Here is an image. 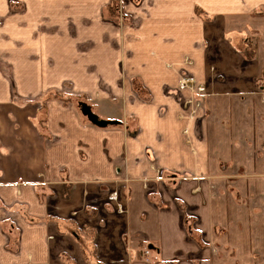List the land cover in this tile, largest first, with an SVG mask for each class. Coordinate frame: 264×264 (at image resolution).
Masks as SVG:
<instances>
[{
    "label": "crops",
    "instance_id": "obj_1",
    "mask_svg": "<svg viewBox=\"0 0 264 264\" xmlns=\"http://www.w3.org/2000/svg\"><path fill=\"white\" fill-rule=\"evenodd\" d=\"M109 1L0 0V264H257L264 0H141L120 31ZM58 15L76 23L42 40ZM47 80H139L149 98L115 89L123 125L95 126L44 114Z\"/></svg>",
    "mask_w": 264,
    "mask_h": 264
},
{
    "label": "rangeland",
    "instance_id": "obj_2",
    "mask_svg": "<svg viewBox=\"0 0 264 264\" xmlns=\"http://www.w3.org/2000/svg\"><path fill=\"white\" fill-rule=\"evenodd\" d=\"M18 3V2H17ZM21 3V2H20ZM13 2V10H23L21 4ZM142 6L141 0H110L105 5V14L101 15L100 20L106 26H110L120 31L125 26L133 24V13L129 10L139 8ZM75 10V8H74ZM200 12H198L199 14ZM201 15V13H200ZM50 24L52 28H48L49 18L43 20L42 18V37L44 40L45 32H51L55 35H63L65 31V26L75 24L73 17L67 15L65 16H54L50 17ZM107 35V34H106ZM63 69V66H61ZM184 77H193L190 75L181 76L179 84L180 87H190L193 88V84H185L182 82ZM16 85V82L13 81ZM131 88L138 91L140 99H148L149 97L144 92V85L139 80L132 81H65V80H47L40 82L41 93L38 97L33 99L34 102L40 106L44 114L47 112L50 105L59 104L65 107L74 108L80 118L95 125L90 119V114L92 113L98 116V120L108 121L109 124L106 127L117 128L123 125L122 119H120L119 114L122 113V99L114 96V90L119 89L125 92ZM93 90H97L96 92ZM136 94V92H135ZM137 97V96H136ZM31 100V99H30ZM32 101V100H31ZM45 119V117H43ZM45 121V120H44ZM105 127V126H102ZM190 230H192V224L188 225ZM151 253V252H150ZM149 253V254H150ZM144 252L146 257L149 256ZM257 264H264V258H258Z\"/></svg>",
    "mask_w": 264,
    "mask_h": 264
},
{
    "label": "water",
    "instance_id": "obj_3",
    "mask_svg": "<svg viewBox=\"0 0 264 264\" xmlns=\"http://www.w3.org/2000/svg\"><path fill=\"white\" fill-rule=\"evenodd\" d=\"M90 114V119L94 122V123H96L97 125H99V126H107L108 124H109V122L108 121H105V120H101V121H99L98 119V116H96V115H94V114H92V113H89Z\"/></svg>",
    "mask_w": 264,
    "mask_h": 264
},
{
    "label": "built area",
    "instance_id": "obj_4",
    "mask_svg": "<svg viewBox=\"0 0 264 264\" xmlns=\"http://www.w3.org/2000/svg\"><path fill=\"white\" fill-rule=\"evenodd\" d=\"M182 82H184L185 84H193L195 82L194 78L193 77H184L182 79ZM146 254H149L150 253V250H146L145 251Z\"/></svg>",
    "mask_w": 264,
    "mask_h": 264
}]
</instances>
